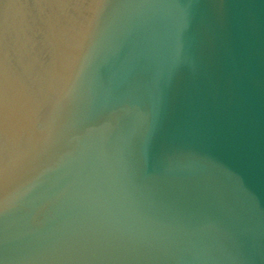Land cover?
Returning <instances> with one entry per match:
<instances>
[{
    "label": "water",
    "instance_id": "95a60500",
    "mask_svg": "<svg viewBox=\"0 0 264 264\" xmlns=\"http://www.w3.org/2000/svg\"><path fill=\"white\" fill-rule=\"evenodd\" d=\"M0 264H264V0H0Z\"/></svg>",
    "mask_w": 264,
    "mask_h": 264
}]
</instances>
